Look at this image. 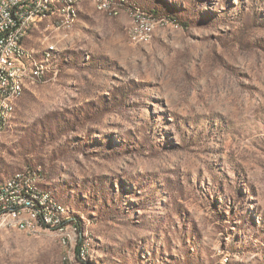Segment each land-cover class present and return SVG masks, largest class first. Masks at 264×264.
<instances>
[{
    "label": "rangeland",
    "instance_id": "obj_1",
    "mask_svg": "<svg viewBox=\"0 0 264 264\" xmlns=\"http://www.w3.org/2000/svg\"><path fill=\"white\" fill-rule=\"evenodd\" d=\"M24 44L44 71L0 179L35 170L68 220L0 217V264L74 263L81 239L94 264H264V0H80Z\"/></svg>",
    "mask_w": 264,
    "mask_h": 264
},
{
    "label": "bare ground",
    "instance_id": "obj_2",
    "mask_svg": "<svg viewBox=\"0 0 264 264\" xmlns=\"http://www.w3.org/2000/svg\"><path fill=\"white\" fill-rule=\"evenodd\" d=\"M112 1V0H111ZM80 0H40V5L49 7L54 12L46 13V8H32L27 10V13L15 22L11 37L8 38V45L13 49V61L21 63L25 70H19V66H3L0 68V80L4 81L7 86L0 89V135L9 127L11 118L15 111L17 99L20 97L27 83H32L35 79L30 77H41L44 71V65L38 63L33 54L24 44L26 37L30 31L35 29L38 23L49 21L53 29L68 27L72 24L78 13ZM105 3V2H104ZM135 12V18L148 21L153 18L142 12ZM54 50V45L50 44L44 51V59L49 58V54ZM20 78V81H15V76ZM11 86H14V92L11 93ZM33 174L31 188H23L22 186H14L20 183L23 179ZM36 172L28 167L16 170L0 179V189H10L12 187V195L17 198L26 200V203L31 207L17 208V210H9L0 214V217L6 218L8 222L16 224L20 228L35 229L36 227H52L56 229L62 228L65 223L60 224H45L41 215L45 213L54 220H68V211L65 205L60 203L47 188L41 187L37 183ZM44 196V198L41 196ZM12 203V196H2L0 198V207L8 206ZM78 248V256L81 261L88 259L90 242L88 239H81L76 249ZM75 249V252H76ZM92 259H90L91 261ZM77 260L70 264H82ZM215 264V263H211ZM216 264H229L227 258Z\"/></svg>",
    "mask_w": 264,
    "mask_h": 264
},
{
    "label": "built area",
    "instance_id": "obj_3",
    "mask_svg": "<svg viewBox=\"0 0 264 264\" xmlns=\"http://www.w3.org/2000/svg\"><path fill=\"white\" fill-rule=\"evenodd\" d=\"M32 8H46V13L54 12L49 7L41 6L40 0H0V68L3 66H19V70H25L21 63L13 61V49L8 45V38L12 35L15 22L20 21V19L27 13V10ZM13 76H15V81H20L17 74H13ZM30 78L36 80L38 77L35 75ZM4 86H7L6 83L0 80V89H3ZM13 92L14 86H11V93ZM33 177L34 176L30 171L29 176L23 179L20 183H16L14 186L31 188ZM12 187L13 186H11L10 189H0V198L2 196H12V203L8 206L0 207V214L8 212L9 210H17V208L31 207L26 203V200L12 195ZM42 197L44 198V196ZM41 219L45 224H60L67 221L54 220L46 213L41 215Z\"/></svg>",
    "mask_w": 264,
    "mask_h": 264
},
{
    "label": "trees",
    "instance_id": "obj_4",
    "mask_svg": "<svg viewBox=\"0 0 264 264\" xmlns=\"http://www.w3.org/2000/svg\"><path fill=\"white\" fill-rule=\"evenodd\" d=\"M134 10H133V12L135 11V9L136 10H138L136 7H134L133 8ZM140 12H142V11H140ZM143 13V12H142ZM145 13V12H144ZM145 14H147V13H145ZM148 15H150V14H148ZM153 19H154V17L152 16V15H150ZM170 18V17H169ZM24 90V89H23ZM22 94V93H21ZM21 96V95H20ZM19 99V98H18ZM17 99V100H18ZM31 169V168H30ZM31 170H33V169H31ZM33 171H35V170H33ZM36 172V171H35ZM52 193V192H51ZM53 194V193H52ZM53 196H54V194H53ZM55 197V196H54ZM76 258H77V260H79V262L81 261V259H80V257L78 256V248L76 249ZM82 262V264H94V263H92V261H90L89 259H85V260H82L81 261Z\"/></svg>",
    "mask_w": 264,
    "mask_h": 264
}]
</instances>
